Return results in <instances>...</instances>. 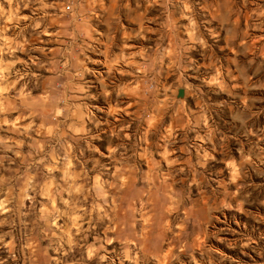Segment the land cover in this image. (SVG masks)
Listing matches in <instances>:
<instances>
[{"label": "rangeland", "instance_id": "1", "mask_svg": "<svg viewBox=\"0 0 264 264\" xmlns=\"http://www.w3.org/2000/svg\"><path fill=\"white\" fill-rule=\"evenodd\" d=\"M0 264H264V0H0Z\"/></svg>", "mask_w": 264, "mask_h": 264}, {"label": "water", "instance_id": "2", "mask_svg": "<svg viewBox=\"0 0 264 264\" xmlns=\"http://www.w3.org/2000/svg\"><path fill=\"white\" fill-rule=\"evenodd\" d=\"M182 93H183V88H181V87L178 88L177 94H178V95H181Z\"/></svg>", "mask_w": 264, "mask_h": 264}]
</instances>
